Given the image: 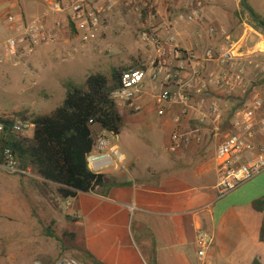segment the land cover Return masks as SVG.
Returning <instances> with one entry per match:
<instances>
[{"label": "built area", "instance_id": "2783aa9c", "mask_svg": "<svg viewBox=\"0 0 264 264\" xmlns=\"http://www.w3.org/2000/svg\"><path fill=\"white\" fill-rule=\"evenodd\" d=\"M46 8L31 21L6 13L0 16V29L10 33L4 48L10 56H32L36 50L55 46L66 28L77 29L82 22L91 38L101 35L105 14L116 0L94 6L92 0H43ZM126 9H132V1ZM138 37L148 57L136 69L122 73L120 84L110 97L119 113L138 114L146 101L154 105L158 117L171 116L168 152L190 146L200 147L211 139L217 187L221 193L251 181L264 171V53L257 43L248 44L244 32L234 37L212 23L200 1L181 0L168 15L159 12L158 2H137ZM78 31V29H77ZM85 37L82 42L86 41ZM81 47H84L81 45ZM80 48L74 47L72 57ZM0 63H3L0 60ZM240 99L225 130H221L229 101ZM3 119L12 121L10 132L19 137L33 134L29 120L0 117V136L5 132ZM125 157L112 144L105 131L97 133L87 157L89 169L96 174L111 167L125 170ZM0 171L9 176L32 178L30 170L20 168L10 149H4ZM72 199H69L70 201ZM66 206H69L67 204ZM135 210L130 208V212ZM213 237L199 230L195 245L201 264H209L207 254Z\"/></svg>", "mask_w": 264, "mask_h": 264}, {"label": "crops", "instance_id": "0c3cea01", "mask_svg": "<svg viewBox=\"0 0 264 264\" xmlns=\"http://www.w3.org/2000/svg\"><path fill=\"white\" fill-rule=\"evenodd\" d=\"M106 1L92 0V4L104 6ZM130 1L133 19L138 23L135 8L140 0H116L114 9L105 14L106 26L101 35L91 38L87 31L80 36L77 29L66 28L59 43L48 51L50 59L79 45L84 46V52L88 42L91 54L95 53L103 45L104 35L113 32L114 25L130 20V16L123 15ZM152 1L158 2L160 14L166 16L181 0ZM198 1L209 20L232 36L245 32L248 44L253 45L258 41L256 34L262 35L241 16L240 0ZM13 4L0 0V16L14 7L22 11L19 0ZM249 5L252 12L264 15L263 2L252 0ZM30 8L34 10L33 6ZM85 37L87 40L82 42ZM261 45L264 43L258 45L259 49L263 48ZM144 107V111L150 109L156 115L150 100ZM156 117L166 127L168 145L171 116ZM96 129L95 134L103 131ZM105 134L111 141L121 136ZM206 141L207 137L200 147L168 152L172 160L167 162L153 157L147 161L132 152L123 154L126 169H113L103 175L108 186L127 183L126 186H112L104 196L80 193L75 199L63 201L72 218L78 247L102 264H201L195 245L196 234L201 230L214 240L207 254L209 264H264V171L249 182L218 193L215 165L201 156L206 152ZM260 141L264 144V135ZM29 179L52 186L55 191L53 184L34 175ZM131 207L135 208L133 212Z\"/></svg>", "mask_w": 264, "mask_h": 264}, {"label": "rangeland", "instance_id": "374dc122", "mask_svg": "<svg viewBox=\"0 0 264 264\" xmlns=\"http://www.w3.org/2000/svg\"><path fill=\"white\" fill-rule=\"evenodd\" d=\"M1 1L15 5L16 0ZM258 1L264 5V0ZM19 2L22 11L14 7L9 13L24 17L26 21L41 15L46 8L42 0ZM246 2L250 6L252 0ZM239 9L241 16L255 27L247 12L244 13L241 6ZM132 12V9L124 10L122 14L130 16V20L114 25L113 32L104 35L105 41L95 53L91 54L92 46L88 42L87 50L83 52V47L79 45L77 48L80 49L72 57L67 53L74 47L50 59L48 51L54 46L40 48L29 57L10 56L4 48L10 33L1 28L0 117L20 118L18 114L23 112H27V116L49 114L63 103L68 85L85 89V79L91 74L110 76L114 68H128L144 62L148 53L139 40L140 24L139 20L135 23ZM259 14L264 18L263 14ZM77 29L80 36L87 33V27L82 22L77 24ZM121 116L124 128L121 136L114 137L112 141L121 154L132 152L147 161L152 157L163 158L166 162L172 160L167 151L166 127L150 109L132 116ZM204 149L203 160L214 164L213 145L207 144ZM113 169L111 167L103 173ZM56 197L52 186L0 171V264H41V259L52 260L54 264H82L73 258L78 254V244L75 242V250L71 251L63 245L64 236L74 233V225L65 203ZM47 229L55 238L47 235Z\"/></svg>", "mask_w": 264, "mask_h": 264}, {"label": "trees", "instance_id": "16d2710c", "mask_svg": "<svg viewBox=\"0 0 264 264\" xmlns=\"http://www.w3.org/2000/svg\"><path fill=\"white\" fill-rule=\"evenodd\" d=\"M240 6L242 7L241 4ZM242 9L245 13L243 7ZM255 15L264 25V20ZM249 20L264 34V29L259 24L250 17ZM137 67L138 65L114 68L110 76L91 74L85 79V89L68 85L63 103L49 114L27 116V112L19 113L21 119L29 120L34 125L32 137L12 134V121L3 119L5 132L0 136V159L2 151L10 149L21 169L30 170L32 175L55 186L57 197L61 201L75 199L80 193L104 196L112 186H126L127 183L108 186L105 175L96 174L89 169L87 157L94 146V129L100 128L112 136L121 134L124 121L110 95L119 87L122 73ZM229 104L230 109L225 114L221 130L227 128L242 102L236 99L229 101ZM205 144L212 145L211 139L207 137ZM46 233L55 238L50 229ZM64 238L65 248L68 251L75 250L76 235L66 234ZM76 250L78 254L73 255V258L80 263L102 264L82 248L78 247ZM41 264H54V261L41 259Z\"/></svg>", "mask_w": 264, "mask_h": 264}, {"label": "water", "instance_id": "95a60500", "mask_svg": "<svg viewBox=\"0 0 264 264\" xmlns=\"http://www.w3.org/2000/svg\"><path fill=\"white\" fill-rule=\"evenodd\" d=\"M240 3L242 5V7L244 8V10L249 15V17L253 21H255L257 24H259L262 27V29H264V25L262 23H260V21L258 20V18L256 17V15L250 10V8L248 7V4H247L246 0H240Z\"/></svg>", "mask_w": 264, "mask_h": 264}, {"label": "bare ground", "instance_id": "6f19581e", "mask_svg": "<svg viewBox=\"0 0 264 264\" xmlns=\"http://www.w3.org/2000/svg\"><path fill=\"white\" fill-rule=\"evenodd\" d=\"M261 47H263L262 49H260L263 53H264V46L263 45H261Z\"/></svg>", "mask_w": 264, "mask_h": 264}]
</instances>
